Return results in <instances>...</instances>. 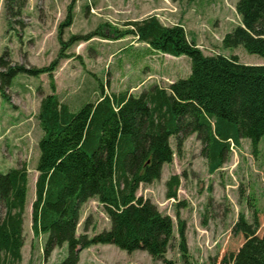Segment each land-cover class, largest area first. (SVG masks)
Returning a JSON list of instances; mask_svg holds the SVG:
<instances>
[{"label":"trees","instance_id":"1","mask_svg":"<svg viewBox=\"0 0 264 264\" xmlns=\"http://www.w3.org/2000/svg\"><path fill=\"white\" fill-rule=\"evenodd\" d=\"M19 1L6 0L7 12L20 15L23 4ZM75 2L69 4L61 28L72 24ZM236 9L242 21L226 33L224 47L243 46L264 59V0H239ZM128 25L127 30L101 27L88 36H73L69 42L61 39L58 57L41 68L13 66L0 58V68L6 69L0 72V89L20 73L50 77L52 92L42 98L37 115L43 134L38 142L32 230L34 236L45 235V255L68 245L60 264H78L81 251L98 244H114L129 253L144 250L165 264H176L165 258L175 236L172 216L137 195L142 183L160 179L164 164L173 162L171 137L180 147L196 133L204 144L211 173L222 167L241 139H250L258 153L264 138V64L242 63L237 55H205L183 26L164 25L156 16ZM129 35L146 43L152 52L188 56L190 74L168 88L155 85L138 95L128 90L107 93L102 85L99 100L73 111L61 100L54 78L60 59L68 56L66 47L93 36L121 39ZM180 184V175L170 176L167 198H177ZM27 192L25 165L0 173V204L5 207L0 215V264L22 261ZM92 198L103 205L111 227L90 236L87 220L85 233L78 235L81 207ZM254 216L250 223L240 215L233 230L242 233L245 241L236 253L225 255L221 264H264V233L258 234V213ZM177 218L182 258L192 264L186 222L179 209Z\"/></svg>","mask_w":264,"mask_h":264},{"label":"rangeland","instance_id":"2","mask_svg":"<svg viewBox=\"0 0 264 264\" xmlns=\"http://www.w3.org/2000/svg\"><path fill=\"white\" fill-rule=\"evenodd\" d=\"M239 0H76L72 24L60 27L66 20L72 0H24L22 12L13 16L0 0V58L13 66L41 68L59 55L62 44L73 36H88L103 27L127 30L133 22L156 16L167 26L181 25L187 36L205 55H237L242 63L264 64V59L238 46L225 48L223 38L241 24L236 9ZM15 5V10L19 7ZM54 78L61 100L73 111L93 103L107 93L128 90L138 95L158 85L168 88L191 72V59L152 52L148 45L133 35L121 39L93 36L77 41L64 50ZM6 69L0 68V72ZM0 84H2L0 80ZM2 86V85H1ZM47 73L31 76L18 74L8 86L0 89V173L25 165L28 170L27 205L24 212V245L20 264H60L68 254V245L45 255V235L34 236L32 203L36 196V169L43 134L37 118L40 102L51 93ZM173 162L164 164L161 178L142 183L138 196L151 200L160 211L172 216L175 236L165 258L186 264L180 251L177 209L186 222V238L192 264H221L225 255L236 253L245 241L242 233H234L241 214L253 223L258 213L264 233V138L259 152L254 153L251 140L241 139L233 146L222 167L209 171L204 144L196 133L182 146L171 137ZM178 174L181 184L176 199L166 196V183ZM179 202L184 205L177 206ZM5 207L0 204V215ZM77 234L109 229L111 223L103 205L92 198L81 207ZM78 264H165L147 251L129 253L114 244H98L80 253Z\"/></svg>","mask_w":264,"mask_h":264}]
</instances>
